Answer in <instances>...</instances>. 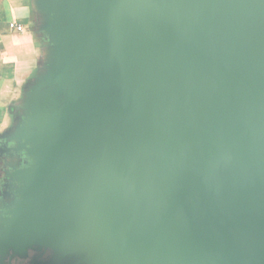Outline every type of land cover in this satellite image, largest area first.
<instances>
[{"label":"water","instance_id":"obj_1","mask_svg":"<svg viewBox=\"0 0 264 264\" xmlns=\"http://www.w3.org/2000/svg\"><path fill=\"white\" fill-rule=\"evenodd\" d=\"M32 6L0 264H264V0Z\"/></svg>","mask_w":264,"mask_h":264},{"label":"crops","instance_id":"obj_2","mask_svg":"<svg viewBox=\"0 0 264 264\" xmlns=\"http://www.w3.org/2000/svg\"><path fill=\"white\" fill-rule=\"evenodd\" d=\"M34 18L32 0H0V133L11 122L13 104L37 74L43 42ZM12 23L23 26L24 32L11 29Z\"/></svg>","mask_w":264,"mask_h":264},{"label":"rangeland","instance_id":"obj_3","mask_svg":"<svg viewBox=\"0 0 264 264\" xmlns=\"http://www.w3.org/2000/svg\"><path fill=\"white\" fill-rule=\"evenodd\" d=\"M10 183L7 186H3V187H7L9 189V191L5 193L6 195H10L9 196L10 198L9 199L7 198L6 202H8V203L11 202V204H14L19 199V196H18V193H17L18 192L17 184H15L13 182L11 184Z\"/></svg>","mask_w":264,"mask_h":264},{"label":"built area","instance_id":"obj_4","mask_svg":"<svg viewBox=\"0 0 264 264\" xmlns=\"http://www.w3.org/2000/svg\"><path fill=\"white\" fill-rule=\"evenodd\" d=\"M10 27H11V29H13V30H18V31H22V30H23V27L20 26V25H17L16 23H12V24L10 25Z\"/></svg>","mask_w":264,"mask_h":264}]
</instances>
